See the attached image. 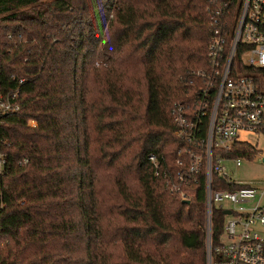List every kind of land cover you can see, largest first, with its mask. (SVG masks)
<instances>
[{"label":"trees","instance_id":"16d2710c","mask_svg":"<svg viewBox=\"0 0 264 264\" xmlns=\"http://www.w3.org/2000/svg\"><path fill=\"white\" fill-rule=\"evenodd\" d=\"M231 6L0 0V94L18 89V109L0 114V264H204L202 174L185 202L145 158L173 169L189 146L169 109L193 98L209 19ZM252 150L236 142L226 156ZM222 222L214 207L213 244Z\"/></svg>","mask_w":264,"mask_h":264},{"label":"built area","instance_id":"2783aa9c","mask_svg":"<svg viewBox=\"0 0 264 264\" xmlns=\"http://www.w3.org/2000/svg\"><path fill=\"white\" fill-rule=\"evenodd\" d=\"M230 8L228 17L209 19L206 65L195 72L200 84L193 98L186 103L175 102L169 109L173 134L189 146L184 152L177 151L173 169L153 152L145 159L152 176L182 201L191 197L185 188L187 182L202 174L204 264H264V205L258 191L260 185L264 190V183L230 179L223 165L231 160L238 167L242 161L262 162L264 158V147L256 146L258 138L264 140V0H232ZM17 93L14 88L0 94V114L18 109L13 101ZM237 132L252 134L256 140L237 139ZM236 142L249 143L253 150L226 156ZM213 175L238 186L213 188ZM214 207L223 214L222 233L215 244L211 238ZM224 210L229 213L224 214Z\"/></svg>","mask_w":264,"mask_h":264},{"label":"rangeland","instance_id":"374dc122","mask_svg":"<svg viewBox=\"0 0 264 264\" xmlns=\"http://www.w3.org/2000/svg\"><path fill=\"white\" fill-rule=\"evenodd\" d=\"M32 123V124H30ZM29 125H34V122L30 121ZM237 139H247L248 142L253 143L256 140V137L252 134L245 135L241 132H237ZM256 144L258 148L264 147V140H260ZM225 167V172L230 179L237 180L240 182H260L264 183V163L258 159H253L252 161H242L238 167H234L231 160L223 162ZM259 186L258 191L261 193L260 204L264 205V190ZM225 205H228L225 203Z\"/></svg>","mask_w":264,"mask_h":264},{"label":"water","instance_id":"95a60500","mask_svg":"<svg viewBox=\"0 0 264 264\" xmlns=\"http://www.w3.org/2000/svg\"><path fill=\"white\" fill-rule=\"evenodd\" d=\"M262 162H264V158L262 159ZM185 202H187V201H185ZM223 213L227 214V213H229V211L228 210H224Z\"/></svg>","mask_w":264,"mask_h":264}]
</instances>
